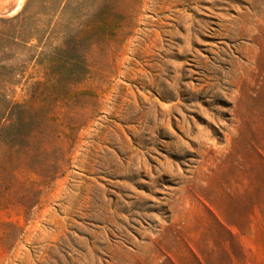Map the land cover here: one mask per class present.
Returning <instances> with one entry per match:
<instances>
[{"label":"rangeland","instance_id":"374dc122","mask_svg":"<svg viewBox=\"0 0 264 264\" xmlns=\"http://www.w3.org/2000/svg\"><path fill=\"white\" fill-rule=\"evenodd\" d=\"M0 264H264V0L0 8Z\"/></svg>","mask_w":264,"mask_h":264},{"label":"crops","instance_id":"0c3cea01","mask_svg":"<svg viewBox=\"0 0 264 264\" xmlns=\"http://www.w3.org/2000/svg\"><path fill=\"white\" fill-rule=\"evenodd\" d=\"M17 0H2L0 1V8L9 9L15 6Z\"/></svg>","mask_w":264,"mask_h":264}]
</instances>
